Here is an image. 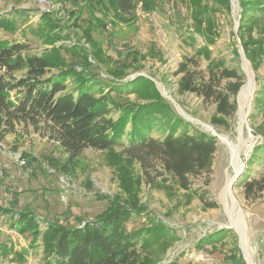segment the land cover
Listing matches in <instances>:
<instances>
[{
  "label": "rangeland",
  "instance_id": "rangeland-1",
  "mask_svg": "<svg viewBox=\"0 0 264 264\" xmlns=\"http://www.w3.org/2000/svg\"><path fill=\"white\" fill-rule=\"evenodd\" d=\"M229 1V9L219 0H156L155 6L145 7L142 1L129 24L115 22L114 12L108 10L107 30L93 34L97 45L93 46L85 42L80 27L86 15L73 25L76 0H0L1 18H17L18 23L15 33L0 31L1 40L26 43L30 54L79 43L88 49L89 60L96 67H90L86 76L88 80L95 76L92 96L105 103L107 118L120 120L128 104L138 108L158 103L164 109L152 108L144 114L165 121L170 114L173 121H182L180 130L208 136L215 133L217 142L210 171L191 176L190 186L183 188L159 162L151 161L143 169L128 158L124 148L127 133L133 130L129 122L125 123L123 145L118 143L108 151L84 149L75 158H70L44 125L19 123L9 134L0 130V209L30 211L41 232L32 242L30 234H20L10 225V216L0 211V240L13 246L8 255H0V264H44L48 250L43 232L50 223L83 228L97 221L112 199L129 206L128 194L121 187L127 176L140 189L138 205L145 206V210L133 212L126 224L129 232L140 234V264H264V192L247 199L243 181L233 182L239 172V176L246 173L249 178H261L263 171L258 160L251 159L256 147L264 146V49L256 63L250 61L239 36L240 0ZM18 11L25 13L15 14ZM46 13L60 19L61 25L67 21L70 37L55 46L36 33ZM251 14L247 12L248 19ZM261 20L264 23V12ZM255 21L250 19L246 25ZM247 46L256 47L253 43ZM97 50L104 56L99 63L93 59ZM62 54L69 66L76 62L64 50ZM181 64L187 66L186 74L179 73ZM226 69L236 72L238 78L223 76ZM58 71H49L41 80ZM25 76V71L14 74L17 79ZM140 76L153 84L142 87L138 94L113 91L115 77L126 83ZM184 76L194 84L211 82L215 92L229 94L235 112L229 117L220 115L214 96L206 99L182 90ZM66 85L72 89L77 83L69 77ZM247 85L248 95L242 102L241 92ZM12 96H20L18 90ZM107 96L113 99L109 101ZM165 131L155 127L152 134L159 138ZM23 154L34 157L32 162ZM20 159L26 165H20ZM222 229L227 231L224 237L206 241Z\"/></svg>",
  "mask_w": 264,
  "mask_h": 264
},
{
  "label": "trees",
  "instance_id": "trees-1",
  "mask_svg": "<svg viewBox=\"0 0 264 264\" xmlns=\"http://www.w3.org/2000/svg\"><path fill=\"white\" fill-rule=\"evenodd\" d=\"M76 1L77 14L72 12L75 17L73 25L76 26L77 20L86 15L80 27L83 29L85 42L93 46L96 45L93 34L107 30L108 10L114 12L115 22L129 24L139 3L143 1L144 7L149 4L155 6L156 3V0ZM219 1L222 6L229 9V0ZM263 5L264 0H240L243 14L239 36L246 55L254 63L258 61L264 49V23L261 20ZM247 12H252L249 19ZM23 13L25 12L18 11L15 14L23 15ZM250 19L256 21L251 26H247ZM66 26L67 21L61 25L60 19L46 13L41 16L36 33L45 43L55 46L64 38L70 37ZM17 29V18L0 16V31L15 33ZM255 31L257 36L254 35ZM248 43H253L256 47H248ZM28 47L26 43L0 39V130L3 133L15 132V127L19 123L31 124L35 127L44 125L50 128L55 140L70 158H75L88 148L112 150L118 143H122L125 123L129 122L133 130L127 133L128 145L124 150L128 158L139 162L143 169H146L151 161H157L167 172L173 174L183 188L190 186L191 176L210 171L217 149L215 137L190 132L186 128L180 130L182 121H173L170 114L165 115L168 118L166 121L144 114L145 110L152 108L164 109L160 104L138 108L128 104V109L118 120L120 122L107 118L104 115L105 103L92 96L95 76H90V80L86 76L90 67H96L90 62V54L86 47L79 43L72 47H54L40 54H30ZM62 50L65 55H70L71 59H76L73 65H68ZM123 54L127 56L128 52ZM103 58L100 50L93 53V59L97 63ZM77 67L81 70L79 71ZM53 69H58V74L52 75L47 80H41ZM23 71L26 72L25 77L14 78V74ZM187 71V66L181 64L179 73L186 74ZM222 73L227 78H238V74L234 71L226 69ZM186 76L181 83L182 90L197 93L206 99L214 96L218 103L217 112L220 115L229 117L235 112L236 105L231 102L229 94L223 91L215 92L211 82L203 80L199 84H194L192 79H187ZM69 77L77 83L72 89L66 85ZM112 84L113 91L117 93L138 94L142 87H149L153 81L140 76L123 83L122 78L115 77ZM14 90H18L20 94L15 99L12 96ZM106 98L109 101L113 99L110 96ZM159 122L164 124L160 125ZM155 127L162 128V132L169 130L158 138L152 134ZM27 157L30 161L34 158L23 154V158ZM255 160L263 166L261 178L254 176L249 178L250 174L246 173L239 177L243 181L244 195L247 199L257 198L264 192V146L256 147L251 161L255 162ZM121 187L128 194L126 203L129 206L123 205L120 199H112L108 209L98 217V220L87 223L83 228L67 227L60 222L50 223L48 229L43 232V244L48 250L44 264H140L137 252L140 234L129 232L126 224L133 212H141L145 210V206L138 205L140 189L136 186V181L127 176L122 179ZM209 207H216V204H210ZM0 211L10 216V225L20 234H30L34 243L38 240L41 232L33 213L14 212L11 209H0ZM154 233L155 236H160L156 230ZM226 234V230H219L206 241H217ZM12 249V245L8 247L0 240V255H8ZM233 251L236 256L240 254L237 248ZM239 259H242L241 255ZM147 263L148 261L144 264Z\"/></svg>",
  "mask_w": 264,
  "mask_h": 264
},
{
  "label": "bare ground",
  "instance_id": "bare-ground-1",
  "mask_svg": "<svg viewBox=\"0 0 264 264\" xmlns=\"http://www.w3.org/2000/svg\"><path fill=\"white\" fill-rule=\"evenodd\" d=\"M248 91H249V85H247L241 92V101L244 102L246 99V96L248 95ZM244 98V99H243ZM248 248V247H247ZM250 264H252V262L250 261Z\"/></svg>",
  "mask_w": 264,
  "mask_h": 264
},
{
  "label": "built area",
  "instance_id": "built-area-1",
  "mask_svg": "<svg viewBox=\"0 0 264 264\" xmlns=\"http://www.w3.org/2000/svg\"><path fill=\"white\" fill-rule=\"evenodd\" d=\"M19 164L22 165V166L26 165V160L25 159H20L19 160Z\"/></svg>",
  "mask_w": 264,
  "mask_h": 264
},
{
  "label": "water",
  "instance_id": "water-1",
  "mask_svg": "<svg viewBox=\"0 0 264 264\" xmlns=\"http://www.w3.org/2000/svg\"><path fill=\"white\" fill-rule=\"evenodd\" d=\"M237 25H238V24H237ZM237 27H238V26H237ZM213 136H216V134L213 133ZM239 175H240V172L237 173V175H236L235 179L233 180V182L236 181L237 179H239V177H240ZM233 182H232V183H233Z\"/></svg>",
  "mask_w": 264,
  "mask_h": 264
}]
</instances>
